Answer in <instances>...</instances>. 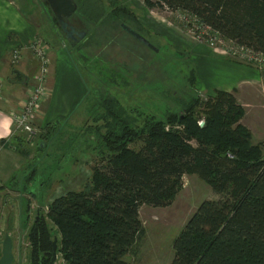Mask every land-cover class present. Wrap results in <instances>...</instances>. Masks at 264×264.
Returning a JSON list of instances; mask_svg holds the SVG:
<instances>
[{"label": "trees", "instance_id": "16d2710c", "mask_svg": "<svg viewBox=\"0 0 264 264\" xmlns=\"http://www.w3.org/2000/svg\"><path fill=\"white\" fill-rule=\"evenodd\" d=\"M150 1L264 53V0ZM244 115L232 93L218 91L142 125L119 120L99 139L90 181L48 207L65 264H131L126 256L137 254L146 236L142 204L170 206L186 173H198L221 196L204 200L190 216L174 239L170 264H264V150L241 123ZM29 236L31 264H54L45 218H37Z\"/></svg>", "mask_w": 264, "mask_h": 264}, {"label": "rangeland", "instance_id": "374dc122", "mask_svg": "<svg viewBox=\"0 0 264 264\" xmlns=\"http://www.w3.org/2000/svg\"><path fill=\"white\" fill-rule=\"evenodd\" d=\"M15 1L27 11L38 10L45 22L40 37L50 45V53L75 54L88 93L73 120L44 127L37 123L31 142L22 133L25 149L36 162L22 178L0 189V243L6 232L13 238L14 264H31L29 233L37 218H45L52 239L58 238L54 264H65L60 251L61 234L47 215L48 207L54 198L81 190L90 181L92 168L99 160L101 136L119 120L142 125L150 116L164 118L182 113L193 99L207 102L222 90L209 94L198 89L191 52L207 29L182 10L161 9L151 5L150 0H74L78 9L71 23L87 30V38L77 43L66 38L47 0ZM122 10L127 13H120ZM122 23L138 30L158 50L131 36L120 27ZM221 44L231 46L229 42ZM253 97L251 101L260 102L257 94ZM42 141L46 142L44 148L40 147ZM220 196L198 173H186L170 206L142 204L140 219L146 236L139 242L137 254L126 256L128 260L131 264H170L174 239L190 216L204 200Z\"/></svg>", "mask_w": 264, "mask_h": 264}, {"label": "crops", "instance_id": "0c3cea01", "mask_svg": "<svg viewBox=\"0 0 264 264\" xmlns=\"http://www.w3.org/2000/svg\"><path fill=\"white\" fill-rule=\"evenodd\" d=\"M38 13V10H25L15 0H0V77L5 95L0 102V125L6 120L12 121L11 134L0 138V189L15 178H22L36 162L25 149L23 135L16 130L10 113L22 107L27 88L38 69V61L26 48L35 38L43 36L45 22ZM16 47L23 49V58L13 65L11 53ZM191 53L198 89L209 94L217 90L232 93L245 109L241 123L252 132L253 143L262 145L264 150L263 70L223 55L201 41ZM50 57L49 95L36 117L41 127L73 120L88 93L87 80L74 60L73 52L61 55L60 51H51ZM254 94L260 98L259 103L250 100L254 99ZM3 131L0 127V132Z\"/></svg>", "mask_w": 264, "mask_h": 264}, {"label": "built area", "instance_id": "2783aa9c", "mask_svg": "<svg viewBox=\"0 0 264 264\" xmlns=\"http://www.w3.org/2000/svg\"><path fill=\"white\" fill-rule=\"evenodd\" d=\"M206 33L201 34L198 39L201 42L208 43L215 51L227 55L232 59L250 63L258 66L260 70H264V53L258 52L250 47L239 45L231 40L223 39L218 32L212 31L209 27H205ZM224 42L231 43L230 48L223 46ZM38 61V69L33 77L32 83L27 88L26 97L23 105L19 109L11 111L16 130L24 134L28 142L35 137L37 133V114L41 104L49 95L47 86L51 69L50 45L42 38H35L27 47ZM23 49L16 47L11 53V63L16 65L23 58ZM5 99L3 84L0 81V102ZM201 126L205 125V117L199 121ZM26 134V135H25Z\"/></svg>", "mask_w": 264, "mask_h": 264}, {"label": "water", "instance_id": "95a60500", "mask_svg": "<svg viewBox=\"0 0 264 264\" xmlns=\"http://www.w3.org/2000/svg\"><path fill=\"white\" fill-rule=\"evenodd\" d=\"M47 2L55 12L63 31L67 34V39L73 38L76 42H78L85 37V31H79L68 21V18H70L78 9V5L74 0H47ZM121 26L126 32H128L131 36L139 40L147 47L158 50L157 47L138 30L126 23H122ZM262 74L264 76V70ZM41 145L44 146V142L41 143ZM1 246L0 264H14V243L13 238L9 234L4 237L3 241L1 242ZM52 254V261L55 262L58 254V238L53 240Z\"/></svg>", "mask_w": 264, "mask_h": 264}, {"label": "clouds", "instance_id": "9594fccd", "mask_svg": "<svg viewBox=\"0 0 264 264\" xmlns=\"http://www.w3.org/2000/svg\"><path fill=\"white\" fill-rule=\"evenodd\" d=\"M11 123L12 121L6 120L0 127H3L4 131L0 132V138H2L4 135H10L11 134Z\"/></svg>", "mask_w": 264, "mask_h": 264}, {"label": "flooded vegetation", "instance_id": "af4514ba", "mask_svg": "<svg viewBox=\"0 0 264 264\" xmlns=\"http://www.w3.org/2000/svg\"><path fill=\"white\" fill-rule=\"evenodd\" d=\"M73 16V15H72ZM71 16V17H72ZM71 17L70 18H68V21L70 22V24L72 25V23H71ZM56 18H57V16H56ZM57 20H58V18H57ZM58 23H59V20H58ZM60 24V23H59ZM122 25V24H121ZM120 25V27L122 28V26ZM61 26V25H60ZM74 26V25H73ZM76 27V26H75ZM62 28V27H61ZM77 28V27H76ZM78 29V28H77ZM123 29V28H122ZM79 31H85L86 32V35H85V37L83 38V39H81L80 41H78L77 43H79V42H81V41H84L86 38H87V30H81V29H78ZM124 30V29H123ZM62 31H63V29H62ZM64 32V31H63ZM65 33V32H64ZM128 33V32H127ZM65 35H66V38H67V34L65 33ZM78 37V36H77ZM69 41H73V42H76L75 41V39H68ZM1 245V244H0Z\"/></svg>", "mask_w": 264, "mask_h": 264}]
</instances>
